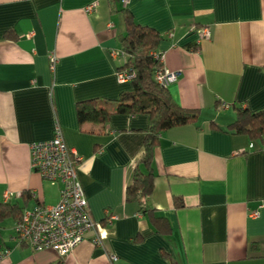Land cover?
Wrapping results in <instances>:
<instances>
[{
  "label": "crops",
  "instance_id": "0c3cea01",
  "mask_svg": "<svg viewBox=\"0 0 264 264\" xmlns=\"http://www.w3.org/2000/svg\"><path fill=\"white\" fill-rule=\"evenodd\" d=\"M123 6L160 32L164 64L181 70L168 87L200 112L160 134L144 201L151 212L126 199L149 115L81 124L76 108L89 98L114 108L132 86L117 75L126 57L111 54L126 28ZM204 25L211 35L200 38ZM244 107L264 109V0H120L116 9L109 0H0V200L13 191L24 208L58 202L62 182L44 179L30 151L58 122L83 156L79 178L105 235L96 244L88 230L61 257L19 242L8 217L0 222V250L9 248L0 264H264V142L230 127ZM152 215L166 217L171 230L159 231Z\"/></svg>",
  "mask_w": 264,
  "mask_h": 264
},
{
  "label": "trees",
  "instance_id": "16d2710c",
  "mask_svg": "<svg viewBox=\"0 0 264 264\" xmlns=\"http://www.w3.org/2000/svg\"><path fill=\"white\" fill-rule=\"evenodd\" d=\"M120 0H109L110 7L116 9ZM124 14L125 31L120 35L126 61L120 69L136 72L131 79V88L124 90L113 100L114 108L103 104L99 98H89L77 102V115L81 124L86 121L106 122L113 113L149 115L150 125L144 140V150L135 166L134 178L126 188V199L138 201L144 211L152 210L144 203L154 188V151L160 143V134L173 126L195 122L199 116L198 108L185 107L177 102L169 87L159 83L155 77L161 66L159 59L153 56L161 39L160 32L152 26L138 22L126 7L119 8ZM237 132L249 133L255 139L264 142V109L252 110L239 108L237 118L230 124ZM27 198L29 192L24 193ZM176 204L182 200L176 197ZM24 206L12 200H0V222L8 217L16 220L21 217ZM151 212V211H150ZM159 231L171 230L168 219L161 215H152Z\"/></svg>",
  "mask_w": 264,
  "mask_h": 264
},
{
  "label": "built area",
  "instance_id": "2783aa9c",
  "mask_svg": "<svg viewBox=\"0 0 264 264\" xmlns=\"http://www.w3.org/2000/svg\"><path fill=\"white\" fill-rule=\"evenodd\" d=\"M127 4L129 0H121ZM92 9L94 4H89ZM199 37L211 35V27L204 25L197 29ZM171 33V32H170ZM172 34V33H171ZM152 54L162 63L156 70L155 77L159 83L168 87L178 80L181 70L170 69L164 64V54L153 49ZM112 56L124 55L119 47L111 50ZM54 52L50 55L52 67L56 64ZM136 72L119 69L117 72L120 81L131 80ZM253 146V143H251ZM264 146V145H263ZM31 164L44 179L52 182L61 181L60 197L55 204L39 203L33 207L24 208L22 215L14 225L15 238L19 242H26L34 250L54 248L61 257H65L79 244L88 230H93L96 244H103L104 225L93 219L83 184L79 178L78 168L83 156L76 148L69 146L63 134L61 125L57 122L55 134L46 139L34 140L30 143ZM35 192L32 191V194ZM15 192L7 191L6 200H11ZM257 214L258 211H254ZM9 252V248L0 250V260ZM112 261L117 256L112 253Z\"/></svg>",
  "mask_w": 264,
  "mask_h": 264
},
{
  "label": "rangeland",
  "instance_id": "374dc122",
  "mask_svg": "<svg viewBox=\"0 0 264 264\" xmlns=\"http://www.w3.org/2000/svg\"><path fill=\"white\" fill-rule=\"evenodd\" d=\"M9 220H11V218Z\"/></svg>",
  "mask_w": 264,
  "mask_h": 264
}]
</instances>
